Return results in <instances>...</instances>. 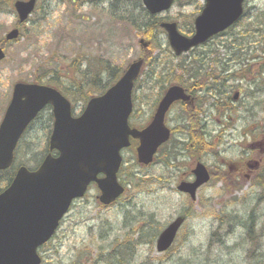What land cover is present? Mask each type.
Masks as SVG:
<instances>
[{"label": "rangeland", "instance_id": "374dc122", "mask_svg": "<svg viewBox=\"0 0 264 264\" xmlns=\"http://www.w3.org/2000/svg\"><path fill=\"white\" fill-rule=\"evenodd\" d=\"M14 1L0 0V40L17 23L12 7ZM204 4L203 0H178L170 10L157 17L170 18L178 24L179 32L188 36L191 33L186 28L190 23L193 24ZM128 5L129 10L136 9L133 5ZM259 14L264 17V0H247L239 26L223 36L214 37L182 57L173 55L164 31H154V49L150 56L153 59V72H156L153 75L158 80V88L153 83L154 79L149 77L152 66L148 64L134 87L133 96L138 101L134 103L129 122L138 125L147 122L152 102L160 91L159 85L164 82L163 77L161 82L158 76L166 74V58L174 64L185 60L192 65L191 59L194 55L214 48V44L219 41H227L242 26L255 21V16ZM258 22L259 20L255 24ZM144 31L145 27L135 30L122 17L112 15L108 2L39 0L28 21L22 24L20 38L5 46L6 56L0 62V120L9 102L13 84L17 81L33 82L37 77L43 81L53 76L61 79L62 86L67 90L74 106V115L79 114L85 105L80 92L90 89L93 73L96 74L98 84L106 80V73L98 75L105 66L117 67L123 71L130 61L142 55L138 41L144 36ZM245 45L247 53L243 64H250V56L264 57V46L261 47L264 39L258 35L245 42ZM217 50L220 53L218 60L224 61L225 49L219 45ZM149 52L150 50L145 52L146 62L149 61ZM213 62L209 59L202 60L189 67L196 69L197 63H203L205 77L206 70L209 67L214 68ZM172 77L174 82L180 78L186 82V78L178 70ZM237 77L234 70H230L225 75L227 88H213L214 91L223 93L224 98L233 97L239 92L238 99L229 101L232 105L228 104V112L222 116L216 115L215 110H210L212 120H219L213 122V128L218 127V124L225 125L226 122L229 125L225 132L228 136H223V146L218 150L217 144H214L212 152H223L222 156L229 161L230 158L239 159L241 148L248 146L242 144L244 141L242 142L239 135L242 127L246 125L242 124L243 117L240 118L238 106L244 103L264 106V91L251 93L255 91L253 84L233 81ZM245 77L253 78L250 72ZM260 81L264 82V73L261 74ZM143 95L147 96L148 104H145ZM215 96L219 95L215 93ZM260 109L255 112L254 118L257 122L253 125L258 127L260 141H264V110ZM48 117L49 111H43L24 135L16 148L13 169L20 165L34 169L41 162L50 129ZM250 118L246 116L244 119ZM222 120L226 122L222 123ZM253 125L248 128L251 130ZM162 150L171 151L172 146L167 143ZM133 152L132 149L122 151V168L125 171L120 172L118 179L126 192L114 204L103 207L97 199L98 191L92 185L83 198L73 202L51 240L39 248L42 264H106L100 260V254L124 242H129V254L124 264H264V188L249 187L247 179L244 178L245 183L239 192L245 198L244 203L228 206L227 210L243 218L247 229L236 228L235 225L229 227L227 223L230 220L223 216L224 213L218 212L215 207H209L214 189L218 187L211 188L215 182L205 191H201L200 201L190 207L188 197L176 190V184L183 173L191 169L192 159H186L184 167L178 170L171 164L165 165L167 156L158 151L151 165L141 167L136 164ZM130 180L132 181L128 185L127 181ZM3 186L4 183L1 184ZM224 197L221 194L220 198ZM185 212H189L190 216L181 227L171 250L158 253L155 248L156 239L149 240L147 236L148 214L154 216V225L159 233L167 223ZM121 251L120 248L119 252Z\"/></svg>", "mask_w": 264, "mask_h": 264}, {"label": "water", "instance_id": "95a60500", "mask_svg": "<svg viewBox=\"0 0 264 264\" xmlns=\"http://www.w3.org/2000/svg\"><path fill=\"white\" fill-rule=\"evenodd\" d=\"M201 13L194 20V33H179L174 22H163L170 47L176 56L204 43L211 36L233 25L243 13L246 0H204ZM36 0L16 1L19 22L27 19ZM151 14L168 10L173 0H142ZM18 29L5 36L18 37ZM143 47L147 46L140 40ZM5 57L0 47V60ZM143 64L137 59L128 64L118 81L102 95L90 98L83 112L73 117L70 102L52 87L18 82L0 122V170L13 162L16 144L28 124L46 105L52 106L54 124L49 150L35 170L20 166L11 183L0 192V264H40L38 248L54 234L71 202L84 196L89 184L95 183L98 201L107 206L124 192L118 182L120 151L130 146V138L138 141L137 162L148 165L158 147L170 136L164 124L165 113L172 102L189 96L184 88L171 85L159 102L152 121L143 129L131 127L132 90ZM194 182L182 181L177 190L195 199L196 189L209 179L202 164L194 169ZM102 175V177H99ZM184 216L176 217L158 235L156 249L166 251L174 241Z\"/></svg>", "mask_w": 264, "mask_h": 264}, {"label": "flooded vegetation", "instance_id": "af4514ba", "mask_svg": "<svg viewBox=\"0 0 264 264\" xmlns=\"http://www.w3.org/2000/svg\"><path fill=\"white\" fill-rule=\"evenodd\" d=\"M165 20H169V18L166 17ZM142 39L148 43L144 37ZM221 45L225 49L226 54H224V61L221 59V64L215 66L217 81L220 79L221 82L216 83L211 79L207 82L209 87L204 91L190 90L185 86L186 90L184 93L189 96L188 99H179L172 102L165 114L164 123L170 129V139H172L170 145L173 147V155L169 156V161L175 169L179 170L184 167L186 159H192L191 169L183 173L179 182H194L196 180L194 169L198 163L203 164L209 174V180L196 189V199L192 201V204L198 203L201 191H205L206 188L215 182V185L211 188L218 187L214 189L212 203L209 207H215L218 212H223V216L230 220L227 223L229 227L235 225L236 228L246 230L247 226L243 222V218L238 217L236 213H230L227 207L241 202L244 203V196L239 195V192L242 190L241 186L245 183L243 182L244 178L247 179L249 187L264 188V141H260L258 127L253 125L257 122L254 118L256 116L255 112L259 111V107L264 106L246 103L238 106L240 118L243 117L241 119L242 124L246 125L242 127L239 135L242 142L244 141L242 144H247L248 146H246L247 148H241L239 159L230 158V161L228 158L222 156L223 152H212L214 144H217L216 148L218 150L223 146V136H228L225 132L229 125L225 120H222V123L226 122L225 125L218 124V127L213 128V122L219 120H212L210 110H213L215 106L216 115L222 116L228 112V104L231 100H229V97L224 98L223 93L214 91L213 85L226 88L225 75H228L230 70H234L238 77L242 76L239 81L253 84L252 86L255 91H264V82L260 81L261 74L264 73V64H261V62H264V57L253 55L249 57V60H252L249 65L247 63L243 64V60L237 61L233 59V56L230 55V48L224 46L223 42ZM202 66L199 65L200 68ZM247 72H250V75L253 77L252 79H246L245 75ZM253 72L254 74H252ZM165 93L166 91H159L156 94L152 102L151 114L148 116V120L144 123V126H147L152 121L155 110ZM215 93L219 96L216 97ZM146 98L147 96H144V102L148 104ZM132 99L133 104L138 101V98H135V96ZM236 99L238 98L233 97V100ZM261 109L264 110L263 108ZM246 116L251 117V120L244 119ZM48 119L51 120L52 116L50 115ZM250 125H253L251 130L248 128ZM131 126L134 125L132 124ZM160 150V153L166 156L167 151ZM221 194L225 196L224 199L220 198ZM249 228L251 229V227ZM224 234H227V232Z\"/></svg>", "mask_w": 264, "mask_h": 264}, {"label": "trees", "instance_id": "16d2710c", "mask_svg": "<svg viewBox=\"0 0 264 264\" xmlns=\"http://www.w3.org/2000/svg\"><path fill=\"white\" fill-rule=\"evenodd\" d=\"M128 4H130V6L133 5L136 9L134 11L129 10ZM109 8H110V12L112 15H117L119 18L122 17V19H124L126 21V23H128L135 30H139V29H142V27H145V31L143 32L144 38L147 40H150L151 43L148 46V50H147V51L150 50L149 55H148L149 61L146 62V60H147V57L145 54L146 51H143V53L141 55L144 58V66L143 67L145 68L148 64H150L152 66L149 77L151 79H154L153 83H154L155 87L158 88L156 86L158 83V80L153 75L156 72L155 73L153 72V63H152L153 59L151 60L150 53L153 52V49H154V44H153V40H152L153 32L161 30L159 23L163 19L149 14L143 8L140 0H109ZM257 20H259V22L257 24H255V22ZM240 24H241V20H239L233 27L229 28L227 30V32L232 31L234 29V27L239 26ZM263 26H264V17H262L261 14H259V16L256 15L255 21L248 23L245 26H242L237 32L233 33V35L231 37H229L227 41H219L218 43L214 44V48H209L204 53L194 55L191 59L192 65L195 66V62H200L202 60L204 61L207 59L214 61L213 64H215V66L220 65L221 63L218 60V57H220V53L217 50V46L221 45L222 42H223L224 46L231 49L230 55L233 56V59H235L237 61H242L244 59L245 54L247 53L246 47H245L246 46L245 42L252 40L257 35L261 39H264V28H263ZM186 30L189 33L192 32V30H193L192 23L189 24V26L186 28ZM227 32L222 33L218 36H223ZM244 39H247V41L244 42L243 41ZM2 42L3 41L0 42V45H2ZM263 46L264 45H262L261 47L263 48ZM197 64L198 65H196L197 66L196 69H194V68H190L189 66H192V65L187 64L185 60L178 61L177 63L174 64L171 61H169L168 58H166L165 62H164L166 74L164 76H162V75L158 76V79L161 80V82H162V77H163V81H164L163 83H161L159 85L160 91H164L167 88V86L172 84V83L182 84V85L186 86L187 88H189L190 90H194V91L206 90L209 87V84L207 82H209L211 79L213 81L217 80L216 73H215V66H214V68L209 67V70H206L205 77H203V75H204V64L203 63H197ZM199 65H203L202 68H200ZM143 70L144 69H142V72H143ZM177 70L180 72V74L184 78H186V82L182 78L176 79V81L174 82L175 79H172L173 78L172 75L174 76V73H176ZM105 73H106V80L102 81L100 83L98 82V84H97V80H96V74L93 73V77H92V81H91L92 86L89 84L90 89L85 91V92H83V91L80 92V97L85 101V103L87 102V100L90 97L103 93L107 88H109L111 85H113L118 80V78L121 76V70L119 68L113 67V66L112 67L111 66H105L104 69H102L98 72V75L101 76V74H105ZM161 73H163L162 70H161ZM204 78L208 79V81L206 82V80ZM190 80H192V81L190 83H187ZM98 81H99V78H98ZM137 81H138V79H137ZM33 82L50 85V86L56 88L57 90L61 91L65 96H67L70 99L69 95L66 92L67 90L65 89V87L62 86L63 83H62L61 79H59L57 76H53L46 81H43L42 78L37 77V78L33 79ZM136 82H135V85L137 86ZM213 86L217 87L215 85H213ZM94 90H96V91H94ZM79 91H81V90L79 89ZM214 110H215V106H214ZM47 152H48V149L46 148L45 153H47ZM133 154H135V153L133 152ZM166 155H167L166 165H169L170 164L169 156L173 155V152L171 154L167 153ZM136 164L138 166H140L137 162H136ZM13 166L14 165L10 166L6 170L0 171V192L8 186V184L11 182L12 178L14 177L15 169H13ZM122 166H123V163H122ZM124 171H125V169L121 167L120 172L123 173ZM120 172H119V174H120ZM132 180L127 181V184L129 185ZM2 183H4L3 187H1ZM136 186H138V185H136ZM185 215H186V217H189L190 213L185 212ZM148 219H149L148 220V229L146 232H147L148 239L153 240L157 236V233H158L157 230L158 229H156V227L154 225V216L152 214H150V213L148 214ZM128 243L129 242H124L123 244L121 243L120 245H117L116 248H112L111 250H108L107 252L101 253L100 254V260L102 262H106V264H124V263H126V261H124V260H125L126 256H128V254H129L128 253V250H129ZM120 248L122 249L121 252H119Z\"/></svg>", "mask_w": 264, "mask_h": 264}, {"label": "bare ground", "instance_id": "6f19581e", "mask_svg": "<svg viewBox=\"0 0 264 264\" xmlns=\"http://www.w3.org/2000/svg\"><path fill=\"white\" fill-rule=\"evenodd\" d=\"M101 2H108L109 3V0L107 1V0H100Z\"/></svg>", "mask_w": 264, "mask_h": 264}]
</instances>
